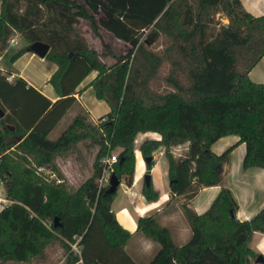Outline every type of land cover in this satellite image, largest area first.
Here are the masks:
<instances>
[{"label": "trees", "instance_id": "1", "mask_svg": "<svg viewBox=\"0 0 264 264\" xmlns=\"http://www.w3.org/2000/svg\"><path fill=\"white\" fill-rule=\"evenodd\" d=\"M1 2L0 51L15 32L27 44L13 61L34 41L49 43L47 58L58 65L50 82L59 97L51 100L22 76L10 81L0 68V106L6 112L0 119V180L11 199L0 209V260L27 262L59 242L71 264H138L125 248L132 233L112 208L118 189L109 192L110 185L101 186L99 179L101 158L119 149L114 173L133 183L140 131L161 135L145 140L140 150L146 158L165 148L170 191L184 196L192 227L190 239L178 245L157 215L140 216L138 231L160 243L147 264H251L257 259L260 253L249 243L255 231L264 232V207L250 219H238V202L222 167L242 142L243 167H264V82L249 75L264 56V15L252 14L241 0ZM219 11L228 23L216 21ZM80 18L90 21L96 35L103 28L129 47L117 52L103 41L105 50L98 51L76 27ZM160 38L163 48L157 50ZM104 56L115 62L109 65ZM165 63L169 69L162 75ZM93 70L98 73L90 85L110 111L95 122L81 110L51 138L77 101V86ZM165 80L169 88L161 89ZM227 135H238L239 141L215 152L213 144ZM87 138L99 146L94 172L73 188L58 181L64 174L56 157ZM187 142L185 154L175 155L172 148ZM154 163V158L147 162L148 172ZM210 185L221 190L209 209L197 213L187 201ZM143 193L159 199L152 181L144 183ZM75 241L79 253L71 248Z\"/></svg>", "mask_w": 264, "mask_h": 264}, {"label": "crops", "instance_id": "2", "mask_svg": "<svg viewBox=\"0 0 264 264\" xmlns=\"http://www.w3.org/2000/svg\"><path fill=\"white\" fill-rule=\"evenodd\" d=\"M241 1L246 10L252 14L256 16L264 15V0ZM1 3L2 2L0 0V8ZM84 35L87 37L86 34ZM87 39L89 41L88 37ZM2 55L3 52L0 53V58ZM0 68L2 69L3 73L8 74V79L10 81H13L18 76H22L29 82V84L35 86L51 100L55 101L59 97L58 92L50 82L52 75L47 76V80L43 83L44 85H42L41 82H35V79H31V77H28L25 73H18L15 70L3 67L1 63ZM57 68L58 65L56 64L55 69ZM97 73V70H93L77 86L75 93L77 101L72 105L71 108H69L67 113L51 131V138L58 137L82 109L87 111L89 118L95 122L99 120L100 116L107 113L105 112L100 116H95L89 105V101H87L88 99L95 103L99 101H105L104 99L97 97L93 86L90 85V82L97 75ZM249 75L254 81L264 82V56L250 70ZM88 92H91L92 94L87 98L86 94ZM149 138L159 140L161 139V135L155 131L139 132L137 134L135 141L136 168L133 183L127 184L125 180H121L117 195L112 203V208L116 213L118 221L124 228L132 233V236L125 248L138 264H147L150 262V260L156 255L160 248V243L158 241L149 238L138 231V218L140 216L152 214L157 215L160 223L170 229L173 241L178 245L186 243L192 235L191 224L187 219L182 207V203L185 202V198L183 195H173L170 191L168 178L169 164L163 151V147L159 149V154H154L153 158L155 163L150 171L154 188L159 192V199L151 201L147 199L143 193L144 174L146 173L145 171L147 168V162L140 150V146L143 141ZM238 141V135H227L217 140L213 144L212 148L215 152L221 153L228 146L233 145ZM188 144L189 143L187 142L175 145L172 150L175 154L182 155L180 151L187 150ZM245 154L246 143H238L231 152L230 159L225 161L222 167L226 184L231 188L232 193L238 202L236 216L240 220L252 218L260 209L264 207V167L253 166L244 168L243 160ZM141 163L143 165L142 167L139 166ZM58 165H60L62 171L66 173V163L59 159ZM121 187L122 197L124 196V199H119V190ZM220 190V185L204 186L193 198L187 201V204L197 213H204L207 209H209ZM116 203L117 205L115 208ZM249 245L264 258V232L255 231L251 237ZM79 264L81 263L79 262ZM251 264H264V261H257V259H253Z\"/></svg>", "mask_w": 264, "mask_h": 264}, {"label": "rangeland", "instance_id": "3", "mask_svg": "<svg viewBox=\"0 0 264 264\" xmlns=\"http://www.w3.org/2000/svg\"><path fill=\"white\" fill-rule=\"evenodd\" d=\"M215 18L216 21L221 23L229 22V18L222 11L217 12L215 14ZM76 27L81 33L87 35V37L89 38L90 45L95 49L98 48L99 50L98 49L97 50L100 52L105 50L103 41L109 43L112 46V48L117 52H123L129 47L127 43L117 39L114 35H112L110 32L106 31L103 28L100 29L101 35L100 36L96 35L92 30L90 21L85 18H80L79 22L76 24ZM26 44L27 41L23 38L22 34L19 32H15L9 40V47L5 51H3V55L0 58V63L3 65V67L9 68L11 70H15L18 73L19 72L25 73L28 77H31V79H35L34 80L35 82L38 81V83L41 82L42 85H44L43 83L47 80V76L52 75L56 71L55 69L56 63L50 58L47 57L42 58L32 50L25 51L22 55H20L16 60L13 61L12 60L13 54H15L18 50H20V48H22ZM154 48L157 50L163 48L162 38H160L154 44ZM0 53L2 52L0 51ZM103 59L109 65L115 62V59L111 56H104ZM168 69H169L168 64L165 63L161 68V74L166 75ZM160 84H161L160 85L161 89H163L164 87L169 88L166 80L165 82L161 81ZM91 94H92L91 92H88L86 94V97L88 98ZM87 101H89V105L92 111L94 112L95 116L97 115L100 116L105 112L110 111L111 109L107 101H99L97 103L93 102L90 99H88ZM96 122H99V120ZM9 127L13 128L12 126ZM140 132H146V131H140ZM136 138L137 135L135 137V141ZM149 139H154V138H149ZM159 149H161V147ZM159 149L154 151L153 157L155 153L156 155L160 153ZM98 150H99V146L92 144L90 138H87L79 141V143H77V146L73 151L71 150L69 152L58 154V156L56 157L57 164L59 159H61L63 162L66 163L65 166L66 173L62 171L60 165H58V167L64 174V178H61L63 179L62 182L65 181L68 184V186L77 188L84 180H86L94 172V162ZM163 151L165 153V148H163ZM185 152L186 150L180 151V153L182 154H185ZM118 153H119V149H114L108 155H112V154L117 155ZM103 158H101V162ZM139 166L142 167L143 166L142 163ZM40 169H43L46 174H48L49 172L47 168H40ZM145 172H148V168H146ZM102 174H103V170H102ZM102 174L99 179L100 184H101ZM48 177L51 178L50 176ZM101 185L104 186V184ZM121 190L122 187L119 190V199L120 198L124 199V196L122 197ZM0 192L4 194V187L3 184L1 183H0ZM116 205L117 203L115 204V208ZM0 264H71V263L68 262V252H66L65 248L59 242H55L54 244L47 247L46 253L42 257H34L31 260L23 263L12 260L10 261L0 260ZM72 264H79V263L75 262Z\"/></svg>", "mask_w": 264, "mask_h": 264}, {"label": "water", "instance_id": "4", "mask_svg": "<svg viewBox=\"0 0 264 264\" xmlns=\"http://www.w3.org/2000/svg\"><path fill=\"white\" fill-rule=\"evenodd\" d=\"M50 49H51V45L42 40L34 41L30 45V50L36 52L39 56L43 58L47 57ZM5 113H6L5 110L0 106V119L5 116ZM152 159L153 156H149L145 158L147 162H149ZM151 181H152L151 172H146L144 174V183H146V185H150ZM120 184H121V178H119L117 174L113 173L110 179V184H109L110 186L108 188V191L113 193L116 192ZM257 261H264V258L261 254L257 257Z\"/></svg>", "mask_w": 264, "mask_h": 264}, {"label": "built area", "instance_id": "5", "mask_svg": "<svg viewBox=\"0 0 264 264\" xmlns=\"http://www.w3.org/2000/svg\"><path fill=\"white\" fill-rule=\"evenodd\" d=\"M117 160H118V156L116 154L108 155V156L103 158V160H102L103 174L101 177V184H104V185L110 184L111 176L115 171V165L114 164ZM51 176L54 177V176H56V174L52 173ZM58 181H63V179L58 178ZM0 183H2L1 180H0ZM101 186H103V185H101ZM10 202H11V199L9 197H7V195L5 194V191H4V194H2L0 192V209L5 207L6 205H8ZM71 248L76 253L80 252V247H79L77 241L71 243Z\"/></svg>", "mask_w": 264, "mask_h": 264}]
</instances>
